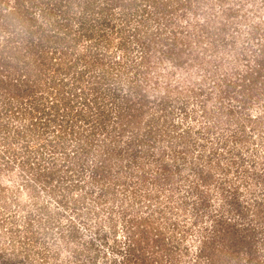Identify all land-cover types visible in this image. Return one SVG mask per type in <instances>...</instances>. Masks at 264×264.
<instances>
[{"label": "rangeland", "instance_id": "374dc122", "mask_svg": "<svg viewBox=\"0 0 264 264\" xmlns=\"http://www.w3.org/2000/svg\"><path fill=\"white\" fill-rule=\"evenodd\" d=\"M81 1H71L78 11ZM143 4L122 18L127 33L141 25ZM194 4L191 20L211 18L222 31L192 51L183 46L190 65H176V52L158 44L143 56L130 34L125 47L83 37L105 57L84 64L96 74L105 69L108 94L89 95L108 115L86 137L92 118L65 114L72 118L58 130L36 113L42 121L32 120L26 153L0 154V264H264V0ZM185 10L170 18L184 20ZM55 11L47 21H60ZM146 15L153 34L164 27L168 34L161 16ZM74 19L56 28L80 36ZM136 87L149 99L128 108ZM94 104L83 109L96 119Z\"/></svg>", "mask_w": 264, "mask_h": 264}, {"label": "trees", "instance_id": "16d2710c", "mask_svg": "<svg viewBox=\"0 0 264 264\" xmlns=\"http://www.w3.org/2000/svg\"><path fill=\"white\" fill-rule=\"evenodd\" d=\"M71 1L74 0H0V144L3 147V149L0 148V154L26 153L25 148L30 146V139H34L29 132L32 129L35 130L32 128L34 125L32 120L36 117V113L42 114L46 122H56L58 130H63L66 127L65 121L72 118L64 117L65 114H71L74 120L82 118L84 122L92 118L93 126L91 130L85 132L86 137L97 135L98 128H102L97 120H103L108 115L103 108V103L98 102L97 93L107 95L111 87H108L107 91L103 87L107 79L105 69L101 74H96L90 66L84 64L85 61H92L90 64L100 65L104 63L103 58L105 57L99 48L95 49V45L91 43L86 45L83 39L90 38L95 42L105 39L107 47L116 41L118 45L125 47V38L128 37L127 34H130V36H135L143 46V56H146L153 47L156 49L158 44L162 50L165 47L166 50L163 51L165 53L173 55L176 52V65L181 62V64L190 65L191 62L186 60V58L190 59L189 56H183L185 49L183 46H188L192 51L195 44L199 45L205 36L208 37L212 33L218 35L222 31L219 26L211 27L213 23L208 24L211 18L205 20L204 17V21L201 22L197 20L198 18H192V20L191 17L189 18L187 13H194V1L199 2V0H142L145 4L139 14L141 25L132 27L133 34L130 29L127 33L125 25L129 21L123 23L122 18L131 14L130 8L134 10L138 0H83L79 11ZM37 6L40 10L35 13ZM114 7H118L119 10L115 11ZM180 7L184 10L186 7L189 8L188 12L187 10L183 12L184 20H172L171 15L177 13ZM55 10L62 13L60 21L49 19L47 21L46 18L55 14ZM69 12L72 14L68 15ZM116 13L120 18L118 22L114 17ZM149 13H155L156 17L161 16L164 19L163 24L169 26L168 34L165 27L156 31V35L153 34L154 32L148 28L145 21L147 20L146 14ZM75 17L80 26L84 28L82 35H72L71 26L62 33V26L71 24ZM91 21L97 24L91 23L89 27L88 23ZM55 23L60 25L61 29L56 28ZM105 26L106 30H104ZM184 28L187 31L192 30L190 32L194 31L193 28L196 31L192 35L188 33L189 37H186V34H182ZM80 45H86L85 50L77 53L76 49ZM57 52H59V59L56 57L52 61V57ZM70 59H74L75 62L80 60L83 66L74 67L72 63L75 62H71ZM49 71L52 72L47 74ZM140 91L136 87L135 92H139L135 94L136 99H131L130 96L125 97L128 108L133 105L129 102L130 100H141L137 106L141 108L142 104L149 99L145 91ZM91 92H96L97 95H89ZM91 98L95 102L96 119L93 116L90 117L91 114H85L83 109L91 104ZM119 111L124 115V110ZM135 113L138 114V110ZM25 117L30 118L31 122L23 120ZM34 120L42 121L41 118ZM128 141L131 144L134 139L130 138ZM84 145L82 151H88V144ZM16 158V155L11 156L5 162L9 165ZM94 171V173L99 171L97 165ZM133 248L131 247L132 250ZM206 254L212 257L209 250ZM238 261L240 260L237 259ZM223 263L229 264L228 258L220 264ZM5 264H10V262H5Z\"/></svg>", "mask_w": 264, "mask_h": 264}]
</instances>
